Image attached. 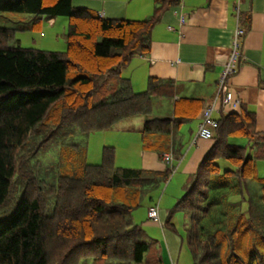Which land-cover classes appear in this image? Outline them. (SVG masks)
I'll use <instances>...</instances> for the list:
<instances>
[{"label": "trees", "instance_id": "16d2710c", "mask_svg": "<svg viewBox=\"0 0 264 264\" xmlns=\"http://www.w3.org/2000/svg\"><path fill=\"white\" fill-rule=\"evenodd\" d=\"M180 0H153L143 19L105 18L72 0H0V13H27L0 27V264H164L133 211L156 197L171 174L115 166L114 147L85 161L74 138L144 116L143 150H181L180 126L204 106L179 97L170 117H147L154 96H173L171 81L149 78L135 92L119 73L149 51L150 32ZM43 16H66V47L8 46L15 30L39 29ZM212 142L188 174L175 207L187 218L190 264H264V131L244 105L219 113ZM55 160L44 162L49 151ZM169 211L165 227L173 226ZM183 240V239H182Z\"/></svg>", "mask_w": 264, "mask_h": 264}, {"label": "crops", "instance_id": "0c3cea01", "mask_svg": "<svg viewBox=\"0 0 264 264\" xmlns=\"http://www.w3.org/2000/svg\"><path fill=\"white\" fill-rule=\"evenodd\" d=\"M72 4L91 8L105 18L143 19L151 15L154 3L153 0H72ZM237 27L242 28L243 33L238 41V67L230 78V86L240 104L233 111H238L240 105L253 110L256 130L264 131V0H180L177 5L166 8L150 32L148 53L134 55L119 69L135 92L144 90L149 78L173 83V96L152 97L147 117H170L173 102L179 97H199L204 106L211 104L217 92L218 75L230 54L232 33ZM156 100L160 114L152 108ZM219 102L215 100L216 107L220 106ZM221 108L215 110L214 115L217 116ZM199 122L200 112L192 121L180 126L184 144L179 152L172 154L170 164L181 174V187L212 142L205 138L193 140ZM118 123L109 129L117 128ZM109 141L113 140L105 138L103 143L116 146ZM138 156V167L165 168V162L155 151L142 150ZM258 169L264 174V164L258 162ZM158 213L159 222L147 219L145 213L147 221L143 226L148 230L155 224L161 226L158 233L162 237L157 246L164 264H178V245L183 240L163 226L167 210L158 208Z\"/></svg>", "mask_w": 264, "mask_h": 264}, {"label": "rangeland", "instance_id": "374dc122", "mask_svg": "<svg viewBox=\"0 0 264 264\" xmlns=\"http://www.w3.org/2000/svg\"><path fill=\"white\" fill-rule=\"evenodd\" d=\"M30 18V14L27 13L3 12L0 13V27L15 28L20 20H29ZM66 33V16H43L39 29L15 30L12 36L7 40L6 44L8 46L19 45L22 47H32L42 50L63 51L66 47ZM152 108L154 112L159 113L157 109V100L156 102H153ZM143 117L144 116H136L129 118L128 120H122L116 125L117 128H114L113 130L92 131L86 135L77 134L74 139L79 142V144L85 146V161L90 164L101 162L103 146L107 145V143H103V140L107 138V140H113L109 142H115L116 144V146L108 144L114 146L113 163L115 166L138 167V152L140 153L143 150L138 128L142 124ZM56 153V150L55 152L51 150L47 152L43 157L44 162L55 160ZM169 167H171V174L168 179L162 183L160 192L155 198V201L159 209L164 208L167 210V213L171 211L170 221L173 226L165 228L174 233L179 240L181 238L183 239L182 244L179 243L178 245L180 246V250L177 263L190 264L192 260L191 254L186 241L183 238L184 226L187 222V218L179 207H175L178 198L183 192L181 181L179 180L181 174L177 169L175 170L174 165L172 166L170 164ZM146 209V202L137 207L132 213L133 221L140 223L143 226V223L147 221L145 217ZM159 226L160 225L155 224L150 230L143 226L154 245H158L159 238L162 237V234L158 233Z\"/></svg>", "mask_w": 264, "mask_h": 264}, {"label": "built area", "instance_id": "2783aa9c", "mask_svg": "<svg viewBox=\"0 0 264 264\" xmlns=\"http://www.w3.org/2000/svg\"><path fill=\"white\" fill-rule=\"evenodd\" d=\"M242 28L237 27L233 33L231 38V47L230 54L227 61L224 63L221 72L217 78V92L215 96V100L218 99L220 102V106H215V100L202 108L200 111V122L197 127L196 133L194 135L193 140L197 138H211L213 136L214 130L217 127V118L214 117V111L219 109L228 111L235 110L240 101L235 95H233L231 86H230V78L237 71V58L239 56V37L242 35ZM162 159L166 163H170L172 160V155L170 152H165L162 155ZM147 217L154 221L159 222V214H158V206L154 205L147 209Z\"/></svg>", "mask_w": 264, "mask_h": 264}]
</instances>
